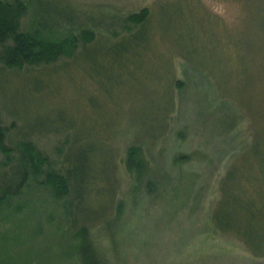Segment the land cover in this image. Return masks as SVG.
<instances>
[{
    "label": "rangeland",
    "instance_id": "rangeland-1",
    "mask_svg": "<svg viewBox=\"0 0 264 264\" xmlns=\"http://www.w3.org/2000/svg\"><path fill=\"white\" fill-rule=\"evenodd\" d=\"M22 1L24 32L61 41L88 31L95 39L87 46L104 49L77 47L73 56L54 63L0 66V125L7 128L4 144L11 149L9 158L0 152V192L6 183L2 176L10 174L13 163L27 166L21 189L0 193V264H82L72 219L101 222L87 236L98 264H264L210 220L214 211L223 228L264 232L260 205L251 210L216 205L232 156L252 139V122L253 141L263 136L262 19H251L261 37L253 43L257 48H250L244 34L233 61L232 42L223 39L220 46L215 32L241 31L242 0H189L191 10L181 3L156 8L176 0ZM246 7L260 6L247 0ZM143 8L152 13L150 29L135 40L153 48L105 50L112 42L133 40L127 32L135 26L127 17ZM204 73L240 102L237 109L246 115H234L217 102L213 91L218 89L208 87ZM27 142L44 160L38 173L20 158V145ZM131 145L140 148V171L125 166ZM261 149L247 150L251 166ZM80 153L97 159L95 189L89 172L77 163ZM112 160L115 195L106 220ZM242 166L245 170L247 164ZM72 167L78 171L73 192L56 197L46 174L64 176ZM69 198L78 200L67 210ZM250 199L264 203V198Z\"/></svg>",
    "mask_w": 264,
    "mask_h": 264
},
{
    "label": "trees",
    "instance_id": "trees-1",
    "mask_svg": "<svg viewBox=\"0 0 264 264\" xmlns=\"http://www.w3.org/2000/svg\"><path fill=\"white\" fill-rule=\"evenodd\" d=\"M245 4V13L243 15V27L241 31H237L235 35H223L216 34L215 38L217 43L221 46L224 45V40H230L232 43V60H236L238 52L242 49V36L248 34V43L252 50L257 48L253 43H256L261 37L257 28L252 25V18H261L263 21L262 26L259 28L264 29V0H248L250 4H258L260 7H252L249 9L246 7L247 0H242ZM176 3L183 4L186 8H189L191 3L189 0H176V1H162L160 4L156 5L162 6L164 4H173ZM177 8V6H175ZM190 9V8H189ZM191 10V9H190ZM27 7L22 0H14L11 3H5L0 0V66L6 68L19 69L20 67L40 65V64H49L54 63L58 57L69 58L73 56L74 51L77 47H81L82 51L87 50L88 48L94 47L93 45L88 47L87 45L91 44L95 37L92 32L82 31L78 36H72L69 38L62 39L61 41L52 40L45 37H40L36 34H30L21 30V22L26 15ZM193 13V11H191ZM194 14V13H193ZM152 13L149 9L143 8L138 13L131 14L127 17V21L131 24H134V29H128L127 36L132 37V41L128 44L119 45L116 42H112L114 46L110 48L106 47L105 50H116V51H128L131 47L135 50H142L148 52L149 49L153 48L150 44H143L140 40H135V38H140V35L145 34L149 31L151 24ZM202 19V18H201ZM99 43V42H97ZM100 44V43H99ZM79 45V46H78ZM110 45V44H109ZM230 45V46H231ZM118 46V47H117ZM96 50H102V45L99 47H94ZM104 49V48H103ZM183 59V62L186 64L184 58L178 54H175ZM264 55V51H263ZM256 56L255 58H257ZM229 58V57H228ZM254 58V60H255ZM261 64H264V56L262 57ZM188 65L192 66L188 63ZM191 69V68H190ZM264 70V68H263ZM206 75V73H204ZM204 75V76H205ZM206 80L211 84L208 87L214 86L218 89L214 90L215 97H213L217 102H223L227 107L232 108L234 115L238 111L237 105L240 107V102L233 100L226 94H224V89L221 84L214 82L213 78L210 80L206 75ZM169 80L170 75H169ZM172 82V81H171ZM169 84L168 86H170ZM177 87H181L182 82H175ZM262 107L264 108V93L261 96ZM174 108L173 102L171 103L170 110L171 112ZM168 112V113H169ZM243 115H246L244 111H238ZM244 112V113H243ZM166 114V116L168 115ZM165 116V117H166ZM251 119V118H250ZM252 121V120H251ZM253 122L251 125V136L252 139L248 144H245L239 153H236L232 156V161H230L226 171L219 182V191L220 199L217 202V208L223 204L233 203L237 209L242 210H251L254 206L260 205L264 209V203L253 201L250 198H264V124L263 136L259 142L254 138V127ZM166 125V118L164 121V126L162 132H164ZM7 128L0 125V152L6 155L9 158L11 154V149L4 144L5 134ZM156 138V137H155ZM260 146L262 149L254 157L256 160V165L253 167L250 165V157H246V152L248 149H257ZM20 158L23 160V164H28L30 170L34 173H38L41 166L44 163V160L40 153L37 151L36 147L31 143L27 142L20 145ZM262 153V154H261ZM81 158L77 160V163L90 174V179L94 182V178L97 175V159L92 157L86 158L84 153H80ZM23 158V159H22ZM245 160V161H244ZM252 161V160H251ZM22 164V163H21ZM19 161L13 163L8 170L10 174H5L2 176V179L6 182L4 189L2 190L1 195L8 196L17 193L21 187L25 184L27 179V166L22 167ZM243 164H247L246 169L242 167ZM114 161L112 160V166H110L109 176L111 182L106 180V184H110L112 193L109 197L105 208V218L108 220L110 218V213L108 212L111 209L113 196L115 195V185H114ZM125 166L128 170L140 171L142 169V161L140 159V148L137 145H131L126 149V158ZM254 171H253V170ZM77 170L72 167V170L67 168L65 170V175H59L57 173H48L46 174V183L52 187L55 192L56 197H64L69 193L73 192V178L77 174ZM261 172V173H260ZM73 173V174H72ZM259 174L255 176L256 174ZM96 182L92 185L95 189ZM70 189V190H69ZM78 198H69L67 203L70 208L75 204ZM103 221V218L100 219ZM210 220L213 227L221 234L230 235L234 239L240 241L250 252V254L255 258H264V232L262 229H253L254 232H246L243 229H236L228 225L227 227H222L220 224V219L217 214L212 211L210 215ZM70 221V219H69ZM100 221L93 223H85L83 221L78 222L77 220L72 219L69 222L70 229L76 230L80 237V256L82 264H98L97 258L94 255L93 248L88 241V231L97 224H100ZM231 225L233 223L231 222Z\"/></svg>",
    "mask_w": 264,
    "mask_h": 264
}]
</instances>
